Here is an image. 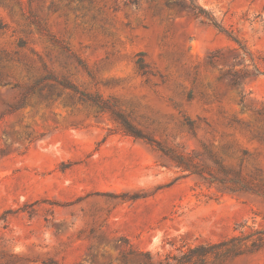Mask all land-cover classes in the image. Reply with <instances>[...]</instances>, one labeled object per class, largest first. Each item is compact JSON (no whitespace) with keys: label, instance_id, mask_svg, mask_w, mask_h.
<instances>
[{"label":"rangeland","instance_id":"obj_1","mask_svg":"<svg viewBox=\"0 0 264 264\" xmlns=\"http://www.w3.org/2000/svg\"><path fill=\"white\" fill-rule=\"evenodd\" d=\"M171 1L0 0V264H122V240L163 259L186 246L264 231V196L231 194L183 173L109 113L60 101L47 108L35 97L8 112L22 87L46 74L45 62L56 76L112 100L164 146L203 153L206 143L228 168L238 158L221 148L246 149L264 172L257 137L264 116L255 113L264 107V74L255 76L230 37L264 72V0H198L225 31L167 6ZM139 53L145 70L136 64ZM211 53L224 61L211 66ZM245 65L241 89L253 110L229 85L230 69ZM186 118L199 126L195 134ZM224 264H264V245Z\"/></svg>","mask_w":264,"mask_h":264},{"label":"trees","instance_id":"obj_2","mask_svg":"<svg viewBox=\"0 0 264 264\" xmlns=\"http://www.w3.org/2000/svg\"><path fill=\"white\" fill-rule=\"evenodd\" d=\"M167 6L178 7L180 10L188 11L197 17H206L220 31H225L218 20L198 3V0H175L168 2ZM9 8L12 10L11 7ZM5 29L6 25L0 20V30ZM39 30L44 34L47 32L40 25ZM230 37L239 45V48L242 49L246 55H249L254 69L256 70L255 76L263 75L264 72L259 68L260 62L256 61L251 54H248V52L244 50V46H242L239 40L231 35ZM52 41L53 43H57L54 38H52ZM25 46L26 42L20 39L18 41V48L22 49L25 48ZM61 48L64 51L70 52L66 46H61ZM142 55V53L138 54L139 58L136 64L140 70H145L146 63ZM5 61L10 62L12 60L7 59ZM219 61H224L219 53H211L208 56V63L211 66ZM20 63L23 65L24 70H30V66L27 63L23 61H20ZM77 63L79 67L87 71L89 75H92L87 65L81 59H78ZM43 67L46 70V74H42L30 84L22 87L20 98L16 104L9 106V113H15L25 108L29 104V100L33 97L37 99L36 104H42L47 108L53 103L60 101L73 109L81 108L86 111L95 112L97 115L109 113L120 125L125 134L154 146L167 160L183 173L198 176L210 185H216L231 194L242 193L264 196V172L252 162L253 158L248 150L244 149L239 152H233L234 150L232 147L227 146L221 148L224 155H235L238 158L239 165L237 168L226 167L223 157L218 158L214 155L206 143H203V153H182L175 151L142 133L130 122L128 117L118 108L116 103L112 102V100L104 99L101 95L91 94L79 89L67 77L56 76L48 71L45 62H43ZM230 70L229 85L239 91L240 104L242 107L253 110L252 107L246 103L245 95L241 89V81L249 78V69L245 65L242 69ZM2 82L3 74L0 72V83ZM15 86L20 87L18 84ZM66 91L68 92L66 93ZM255 113L260 117L264 116V107L255 109ZM185 124L194 134L196 133V129L199 128L196 121L189 118L185 119ZM257 137L264 140V134L258 135ZM248 165H251L252 170L250 174H245L244 169ZM124 245H126V240H122V244L120 245V260L122 264H224L228 260L259 251L264 245V231H254L248 235L236 236L218 243H199L186 246L185 249L179 250L178 253L167 255L163 259L159 256H155L151 252H141Z\"/></svg>","mask_w":264,"mask_h":264}]
</instances>
